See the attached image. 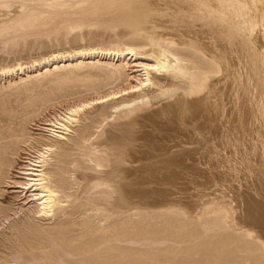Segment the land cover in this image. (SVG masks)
Listing matches in <instances>:
<instances>
[{
    "label": "rangeland",
    "instance_id": "374dc122",
    "mask_svg": "<svg viewBox=\"0 0 264 264\" xmlns=\"http://www.w3.org/2000/svg\"><path fill=\"white\" fill-rule=\"evenodd\" d=\"M167 37L208 52L219 73L190 103L180 86L178 102L134 116L114 109L138 97L120 95L144 79L133 54L75 56H145ZM10 128L36 160L72 144V191L77 179L89 188L69 199L89 206L41 217L40 202L6 187L32 176L8 175L0 264H264L263 0H0V131Z\"/></svg>",
    "mask_w": 264,
    "mask_h": 264
},
{
    "label": "bare ground",
    "instance_id": "6f19581e",
    "mask_svg": "<svg viewBox=\"0 0 264 264\" xmlns=\"http://www.w3.org/2000/svg\"><path fill=\"white\" fill-rule=\"evenodd\" d=\"M194 45L188 44L186 42H182V40H179V39L175 40V38L167 37L160 43L156 44V46H154L153 52L146 53L145 56L142 55L143 53H139L135 51L134 48H128V50L124 51L121 54L116 53V52H111V51L79 52L80 51L79 50L75 54V56H77L81 60H84V59H89V60L94 59L95 60L100 57V58H107V59L114 58V60L119 61L120 56L124 55L125 53L128 55L133 54L132 57L130 58V60L133 61L130 65L132 72L141 73L144 79L141 83L138 80L139 85H137V87L129 89V90H125L120 95L124 96L127 94L135 93L138 95V97L130 102H123L120 105L118 104V106L114 107L116 111L127 110V113L129 114L131 113L133 115V112L136 110L134 107L141 106L142 104H148V102L151 103V101L157 100V98H161V99L165 98L166 100L167 98L170 99V100H167L168 101L167 103H169L172 100L178 102L179 101L178 98L173 99L172 96H175L174 94L181 91L180 90L181 88H179L180 86L181 87L183 86L185 88L184 93L181 91L183 93L182 95H184V98H185L184 100L185 101L194 100L192 98L197 96L200 92L204 91V88H206L208 84L213 81V78L218 75L217 73H219L220 64L219 66L218 65L215 66L214 64L215 61L213 62L214 58L211 56L209 57L206 56L208 52L207 53L201 52L198 49V47ZM112 54H114V57H111ZM117 54H118V58L115 57V55ZM70 56L71 58H73L74 55L72 54ZM62 57H64V55ZM137 59L139 60L145 59V60L151 61L152 63L140 62ZM134 75H137V74H134ZM162 78L164 79L167 78L168 82L163 83L160 80ZM175 87H178V88H175ZM202 87H203V90H199V89H202ZM146 90H148V92H146ZM156 91L158 92V94ZM117 96L119 98L118 94ZM106 100H104L103 98V100L99 102L104 103ZM174 101H173V105H171L170 107L172 112H176V109H177L176 106L174 105L175 104ZM190 102L191 101H189V103ZM165 111L163 112L165 113ZM77 121L78 120L74 118L72 119L73 123ZM45 125H52V124L47 123ZM40 129L41 128H39V130ZM19 136H20V132L17 128H10L8 130L0 131V184L3 182H6L8 175L12 176L11 178H23L20 175L32 176L28 178V180L32 181V183L22 182L21 184V182L17 183L16 181L15 182L10 181L9 185H7L6 187L12 190H10L8 193L9 194L21 193L22 196L20 200L25 199V201L23 200L25 205L33 204L36 201L40 202V205L42 206V208L39 209L38 212H43L41 217L43 215L50 216L51 214L49 213L50 212L55 213L56 210H60V212L66 213L67 209L70 206H73V207L78 206L81 209L88 207L89 203L86 202L85 200H80V201L77 200L76 202L74 201L75 203H73L72 200H70L71 197H73V195H75L76 197L77 194L79 196L78 198L81 199L85 194H87L86 192L89 188L85 186L83 182L81 184V180L79 181L77 179L75 184L76 185L80 184L79 189L77 191H72L73 183L68 177V173H69L68 171L69 159L68 158L69 156H68V153L66 152V149L70 148L72 144L63 143V145L60 146L58 158L55 160L47 161L43 159V157H45L43 155L40 157H37V160H36V157L33 156L30 152L26 150L19 151L21 147L20 145H22V143L27 142L24 139H20ZM63 137L61 139H64ZM75 142H77V140ZM75 146H76L75 148L78 149L77 145ZM30 147H32V144ZM51 148H48V150H50ZM111 155L113 154H110L109 156ZM84 156H86V154ZM93 160L95 161L94 170L101 168L102 159L96 156L95 158H93ZM81 178L82 177H80V179ZM103 185L105 184L97 182L92 187L94 188L97 187L98 189L100 188V190H98L97 193L102 194V193L107 192L106 187H104ZM3 195H5V193ZM101 198L102 197H100V199ZM105 199L102 198L104 203H105ZM94 201L93 203H95ZM97 206H98L97 208H100V205H97Z\"/></svg>",
    "mask_w": 264,
    "mask_h": 264
}]
</instances>
